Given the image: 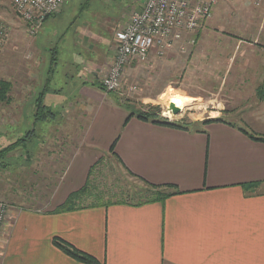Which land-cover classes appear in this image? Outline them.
<instances>
[{"label": "crops", "instance_id": "1", "mask_svg": "<svg viewBox=\"0 0 264 264\" xmlns=\"http://www.w3.org/2000/svg\"><path fill=\"white\" fill-rule=\"evenodd\" d=\"M221 1L204 26L227 25V34L213 29L227 39V86L259 89L251 98L234 90L227 109L184 120V129L131 116L104 93L98 78L106 54L86 51L97 43L94 36L77 32L57 50L35 43L33 106L19 113L11 136L7 128L12 140L0 152L15 147L16 176L39 203L10 202L0 264H84L65 255L54 239L93 264H264V0L259 8L250 0ZM6 4L0 0V18ZM180 54L176 47L147 61L164 67ZM23 82L18 98L28 93ZM252 101L261 112L239 110ZM104 160L133 180L174 193L141 205L99 202L58 213L87 184L88 195H95Z\"/></svg>", "mask_w": 264, "mask_h": 264}, {"label": "rangeland", "instance_id": "2", "mask_svg": "<svg viewBox=\"0 0 264 264\" xmlns=\"http://www.w3.org/2000/svg\"><path fill=\"white\" fill-rule=\"evenodd\" d=\"M250 1L255 7L261 6L255 0ZM140 6L141 0H65L59 13L43 23L38 35L28 38L16 18L11 0H7L5 12L0 19L10 26L11 37L0 57V81L8 83L9 89L6 100H0V149L7 140H12L9 136L20 120L19 113L29 111L33 106L29 100L32 99L34 85L39 78L37 67L33 66L30 50L35 43L42 42L45 47L50 46L57 50L63 47V38L65 41L73 39L77 32L94 36L100 45L92 41V44L89 43L90 51L84 48L83 50L90 53L101 51L104 57L106 54L107 63L103 60L102 62H104L103 67H107L112 61L117 46L115 42L117 30L126 23L130 13L138 10ZM215 14L217 17L216 12ZM208 26L209 23L206 26L203 24L195 33L185 34L181 43L184 52L179 51L181 54L172 58L173 61L169 65L162 67L159 62L154 65H150L149 61L134 62L127 69L122 88L116 93H104L111 95L115 101L126 106L132 113L147 110L148 107H157L160 113H165L167 110L165 108L170 102L180 103L179 113L173 118V121L178 118L180 122L190 118L208 119L211 117L210 112L215 111V108H221L222 112L229 106L227 100L234 90H236L234 95H246L248 97L245 98H251L253 96L251 93H254L252 91L259 88L227 86V39L221 34L215 35L213 30H222L227 34V25L222 24L223 28L220 29ZM193 52L198 54L195 55ZM99 57L101 58V55ZM100 61L95 59L96 64ZM54 78L58 80V77ZM22 82L26 84L28 93L24 98H18ZM132 86H136L137 89L129 94L128 89ZM242 105L239 110H246L244 111L246 114L248 109L254 114L261 112V106L256 101ZM7 128L10 132L9 136H5ZM11 142H14V139ZM1 151L5 154L0 157V202L9 205L12 200L22 199L39 203L36 194L33 195L32 192L28 194L31 191L30 185L27 186L22 178L16 176L17 167L15 162H12L15 157V147L11 146L6 150L4 148ZM108 162L104 160L103 164L107 167H101V176H96L98 183L95 186L94 196L99 200H101L99 196L113 197L114 194L124 193L129 188L142 186L118 171L115 163H113L114 167L110 166L113 169H110ZM91 200L85 202L80 200L78 204L75 203V208L97 204V198L95 201Z\"/></svg>", "mask_w": 264, "mask_h": 264}, {"label": "built area", "instance_id": "3", "mask_svg": "<svg viewBox=\"0 0 264 264\" xmlns=\"http://www.w3.org/2000/svg\"><path fill=\"white\" fill-rule=\"evenodd\" d=\"M65 0H11L16 18L28 38H34L46 20L59 13ZM219 0H141V6L130 13L126 23L116 32L117 44L111 63L99 75L105 93L118 92L127 69L134 63H145L150 54L164 58L181 45L185 34L195 33L211 17ZM254 1V0H253ZM259 5L262 0H255ZM10 26L0 19V57L10 40ZM129 87L128 93L136 91ZM161 117L172 121L161 113ZM11 206L0 202V239Z\"/></svg>", "mask_w": 264, "mask_h": 264}, {"label": "trees", "instance_id": "4", "mask_svg": "<svg viewBox=\"0 0 264 264\" xmlns=\"http://www.w3.org/2000/svg\"><path fill=\"white\" fill-rule=\"evenodd\" d=\"M46 21H48V19ZM8 89H9V84L6 82L0 81V100H3V101L6 100L7 98L6 94L8 92L7 91ZM133 115L136 116L138 119H141L143 121H148L153 124H159V125H164V126L174 127V128H183V129L187 128L186 126H184V122L168 121L167 119L162 118L160 110L157 107H148L147 110L133 112L131 116ZM210 121H214V120H209L207 122H210ZM4 154L5 152L1 151L0 157H2ZM134 179L136 180V182L138 181V183L142 186L141 187L136 186L134 187L135 189L129 188L124 193L120 192V193L114 194L115 196L113 197L100 196L101 200H99L97 196L91 197L88 195V189H90V185L87 184V186L83 187L78 192L73 193L62 206L58 207L57 212L61 213V212H68V211L73 210L75 208V203H78L84 197H88L87 198L88 200L93 199L94 201L97 198L96 203L98 204L99 202H105L107 203V205L114 204V203L133 202L131 204L141 205V204L151 203L154 201H162L174 193V190L172 187L153 186L139 179H136V178ZM53 242H54V245L59 250H61L65 255L71 257L72 259L78 262L84 263V264L94 263L93 258H91L90 256L84 253H81L75 250L74 248L62 242L61 240L54 239Z\"/></svg>", "mask_w": 264, "mask_h": 264}, {"label": "bare ground", "instance_id": "5", "mask_svg": "<svg viewBox=\"0 0 264 264\" xmlns=\"http://www.w3.org/2000/svg\"><path fill=\"white\" fill-rule=\"evenodd\" d=\"M53 16V15H52ZM51 17V16H50ZM170 105H173V104H170ZM174 106V105H173ZM165 109H168V110H164L165 111V113L163 112V115L165 116V117H167L168 119H170V120H172L173 121V118L175 117V116H177V115H173L172 114V112L169 110V104H168V106L165 108ZM169 112V113H168Z\"/></svg>", "mask_w": 264, "mask_h": 264}, {"label": "water", "instance_id": "6", "mask_svg": "<svg viewBox=\"0 0 264 264\" xmlns=\"http://www.w3.org/2000/svg\"><path fill=\"white\" fill-rule=\"evenodd\" d=\"M169 110L172 112L173 115H177L179 113V110L173 105H169Z\"/></svg>", "mask_w": 264, "mask_h": 264}]
</instances>
